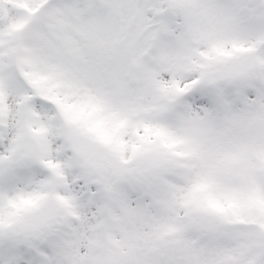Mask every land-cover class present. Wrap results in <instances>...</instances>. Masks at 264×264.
<instances>
[{"label":"snow or ice","instance_id":"obj_1","mask_svg":"<svg viewBox=\"0 0 264 264\" xmlns=\"http://www.w3.org/2000/svg\"><path fill=\"white\" fill-rule=\"evenodd\" d=\"M0 264H264V0H0Z\"/></svg>","mask_w":264,"mask_h":264}]
</instances>
